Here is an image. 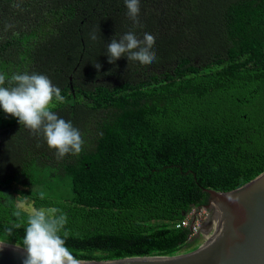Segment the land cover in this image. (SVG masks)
<instances>
[{
    "label": "trees",
    "instance_id": "obj_1",
    "mask_svg": "<svg viewBox=\"0 0 264 264\" xmlns=\"http://www.w3.org/2000/svg\"><path fill=\"white\" fill-rule=\"evenodd\" d=\"M139 21L124 0H0V73L46 75L64 97L51 110L84 140L57 159L0 109V240L24 247L16 194L67 214L78 260L176 255L206 189L264 172V0H140ZM129 31L156 36L152 64L108 63Z\"/></svg>",
    "mask_w": 264,
    "mask_h": 264
},
{
    "label": "clouds",
    "instance_id": "obj_2",
    "mask_svg": "<svg viewBox=\"0 0 264 264\" xmlns=\"http://www.w3.org/2000/svg\"><path fill=\"white\" fill-rule=\"evenodd\" d=\"M127 15L134 25H139L140 0H124ZM92 40L97 36L93 34ZM156 36L145 32L139 38L135 32L129 31L121 38H113L107 46L108 63L113 64L122 57L128 61H136L141 65H150L156 59L153 50ZM93 66L99 72L102 65L95 62ZM63 102L59 87L43 74L16 72L9 77L0 73V109L6 115L16 118L20 125L36 134H42L49 149L54 150L57 159L66 155H78L83 150L84 140L79 129L70 121L59 117L51 110L53 101ZM43 198V192H41ZM17 218L12 229L24 227L22 212L16 210ZM68 216L60 209H34L27 216V226L23 237V245L27 257L24 264H80L66 246L69 232L66 230Z\"/></svg>",
    "mask_w": 264,
    "mask_h": 264
},
{
    "label": "water",
    "instance_id": "obj_3",
    "mask_svg": "<svg viewBox=\"0 0 264 264\" xmlns=\"http://www.w3.org/2000/svg\"><path fill=\"white\" fill-rule=\"evenodd\" d=\"M205 192L210 216L189 240H196L192 249L80 264H264V172L238 189ZM26 257L24 247L0 240V264H24Z\"/></svg>",
    "mask_w": 264,
    "mask_h": 264
},
{
    "label": "built area",
    "instance_id": "obj_4",
    "mask_svg": "<svg viewBox=\"0 0 264 264\" xmlns=\"http://www.w3.org/2000/svg\"><path fill=\"white\" fill-rule=\"evenodd\" d=\"M210 213L204 207L194 206L185 218L176 223L177 229H188L190 240L199 231L202 224L209 218Z\"/></svg>",
    "mask_w": 264,
    "mask_h": 264
},
{
    "label": "rangeland",
    "instance_id": "obj_5",
    "mask_svg": "<svg viewBox=\"0 0 264 264\" xmlns=\"http://www.w3.org/2000/svg\"><path fill=\"white\" fill-rule=\"evenodd\" d=\"M40 190H41V186H34L32 188V191H34V192H39ZM11 200L16 205H18L20 209H23L27 212H32L34 209H36L32 206V200L31 199H28V198L21 199V196L15 194V195L11 196Z\"/></svg>",
    "mask_w": 264,
    "mask_h": 264
},
{
    "label": "flooded vegetation",
    "instance_id": "obj_6",
    "mask_svg": "<svg viewBox=\"0 0 264 264\" xmlns=\"http://www.w3.org/2000/svg\"><path fill=\"white\" fill-rule=\"evenodd\" d=\"M32 206L34 207V208H36V209H43V208H39V207H36L35 205H34V201L32 200ZM45 209V208H44Z\"/></svg>",
    "mask_w": 264,
    "mask_h": 264
}]
</instances>
